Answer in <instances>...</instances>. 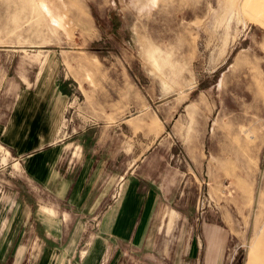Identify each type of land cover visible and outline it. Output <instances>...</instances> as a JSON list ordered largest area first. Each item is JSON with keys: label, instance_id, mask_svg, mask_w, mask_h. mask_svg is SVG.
Listing matches in <instances>:
<instances>
[{"label": "rangeland", "instance_id": "rangeland-1", "mask_svg": "<svg viewBox=\"0 0 264 264\" xmlns=\"http://www.w3.org/2000/svg\"><path fill=\"white\" fill-rule=\"evenodd\" d=\"M53 101L55 141L114 123L119 170L151 150L179 170L164 242L213 238L223 264H264V0H0V122ZM14 158L0 147V208L31 207L18 250L29 264L33 212L60 197ZM105 209L76 213L85 237ZM157 259L124 264H168Z\"/></svg>", "mask_w": 264, "mask_h": 264}, {"label": "crops", "instance_id": "crops-1", "mask_svg": "<svg viewBox=\"0 0 264 264\" xmlns=\"http://www.w3.org/2000/svg\"><path fill=\"white\" fill-rule=\"evenodd\" d=\"M58 103L41 108L42 113L33 104L13 109L0 122V147L14 153L20 171L34 184L60 197L49 208L52 214L44 213L39 204L33 212L39 253L29 264H124L128 258L149 256L166 259L168 264H223V250L213 238L208 248L199 237H191L181 250L162 240L172 235L169 226L177 218V212L165 205L177 187L179 170L170 177L162 155L154 150L124 158L127 166L119 170L114 123L106 124L103 131L79 133L75 141H55L51 125L59 116ZM101 207L107 209L99 216L98 227L85 237L84 223L77 214ZM30 208L24 200L0 208L1 263L20 264L18 250L27 225L23 219Z\"/></svg>", "mask_w": 264, "mask_h": 264}]
</instances>
